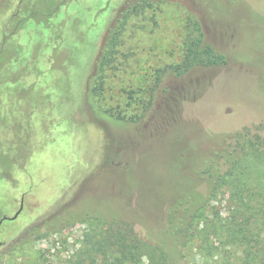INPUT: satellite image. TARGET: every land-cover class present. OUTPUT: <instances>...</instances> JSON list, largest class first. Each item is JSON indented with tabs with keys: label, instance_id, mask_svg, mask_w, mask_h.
<instances>
[{
	"label": "rangeland",
	"instance_id": "rangeland-1",
	"mask_svg": "<svg viewBox=\"0 0 264 264\" xmlns=\"http://www.w3.org/2000/svg\"><path fill=\"white\" fill-rule=\"evenodd\" d=\"M131 1L0 0V218L23 201L0 225V264H130L93 250L101 225L78 211L130 202L147 219L171 190L175 153L186 168L222 134L264 120V0H148L125 19L101 93H88ZM197 27L225 63L162 73ZM211 207L228 215L222 195ZM187 260L211 263L197 240Z\"/></svg>",
	"mask_w": 264,
	"mask_h": 264
},
{
	"label": "trees",
	"instance_id": "trees-1",
	"mask_svg": "<svg viewBox=\"0 0 264 264\" xmlns=\"http://www.w3.org/2000/svg\"><path fill=\"white\" fill-rule=\"evenodd\" d=\"M151 6L148 0L129 2L107 30L88 93H101L103 72L114 60L125 19ZM23 7L31 9L25 3ZM36 12L31 11L36 18L47 20L50 16ZM196 31L181 61L161 69L162 73L171 70L181 76L195 67L225 63L223 54L204 43L199 27ZM94 115L102 116L95 112ZM180 158L175 153V160L167 165L172 186L161 203L160 213L158 210L143 219L130 208V202L123 209L103 201L78 211L79 216H87L90 209L91 218L101 225L98 238L92 242L93 250L108 254L119 263L134 264L145 259L147 264H189V245L197 240L203 254L211 259L210 264H264V120L222 134L209 151L197 155L193 165L182 168L177 162ZM219 195L228 206L226 217L215 207H211V212L207 210ZM26 233L17 238V245L29 241Z\"/></svg>",
	"mask_w": 264,
	"mask_h": 264
},
{
	"label": "water",
	"instance_id": "water-1",
	"mask_svg": "<svg viewBox=\"0 0 264 264\" xmlns=\"http://www.w3.org/2000/svg\"><path fill=\"white\" fill-rule=\"evenodd\" d=\"M22 207H23V201H22V199H21V202H20V204H19L18 209L15 211V213H14L12 216H10V217H8V216H3V217L0 218V225H1V223H2V221H3L4 219H15V218L19 215V213H20Z\"/></svg>",
	"mask_w": 264,
	"mask_h": 264
},
{
	"label": "flooded vegetation",
	"instance_id": "flooded-vegetation-1",
	"mask_svg": "<svg viewBox=\"0 0 264 264\" xmlns=\"http://www.w3.org/2000/svg\"><path fill=\"white\" fill-rule=\"evenodd\" d=\"M3 245V242L2 241H0V247Z\"/></svg>",
	"mask_w": 264,
	"mask_h": 264
}]
</instances>
